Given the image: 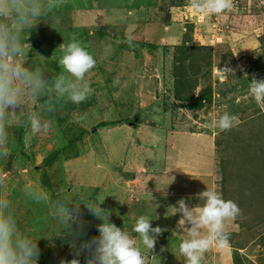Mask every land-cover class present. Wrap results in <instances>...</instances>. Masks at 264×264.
<instances>
[{"label":"rangeland","instance_id":"374dc122","mask_svg":"<svg viewBox=\"0 0 264 264\" xmlns=\"http://www.w3.org/2000/svg\"><path fill=\"white\" fill-rule=\"evenodd\" d=\"M187 3L63 0L55 25L41 21L31 31L29 63L43 56L58 72L56 51L73 35L97 59L88 77L93 95L72 110L61 101L45 117L55 123L52 134L31 137L23 117L11 129L5 195L21 230L40 239L39 264L74 256L50 205L23 199L29 183L48 190L51 199L70 195L72 202L81 193L90 199L102 193L110 222L127 230L147 215L162 229L152 253L140 245L147 264H186L179 243L190 225L180 226L171 207L181 198L202 204L196 197L208 187L236 202L242 214L226 225L230 247L206 253L202 264H264V110L247 93L253 74L264 79V0H234V8L218 16L195 13ZM184 41L195 48L186 64L188 71L198 67L195 98L203 89L212 92V102L204 98L201 108L180 101L174 86V57ZM224 112L240 123L225 132L209 127ZM81 211L82 239L98 236L102 221Z\"/></svg>","mask_w":264,"mask_h":264},{"label":"clouds","instance_id":"9594fccd","mask_svg":"<svg viewBox=\"0 0 264 264\" xmlns=\"http://www.w3.org/2000/svg\"><path fill=\"white\" fill-rule=\"evenodd\" d=\"M62 3L63 0H0V264H39L41 255L40 239L21 230L13 201L5 195L10 147L15 142L13 125L23 117L31 137L48 136L55 131V123L45 117L54 114L61 101L80 105L94 93L88 77L97 66V59L74 35L56 51L61 53L56 61L58 72L50 67L52 60L43 56L36 55L29 63L31 31L41 21L55 25ZM187 6L201 15L218 16L235 5L234 0H188ZM244 78L248 80L247 73ZM118 84L119 79H114L113 85ZM247 93L264 110V79L253 74ZM239 123L238 115L224 112L209 127L225 132ZM22 197L35 205H50L51 214L63 225V235L71 238L69 246L74 258L61 260L60 264H81L82 256L84 264H147L140 245L152 253L162 234V229L153 227L147 215L139 216L130 230L110 222L112 213L101 207L106 199L102 193L91 199L81 193L72 202L70 195L57 194L51 199L48 190L29 183L24 186ZM196 199L203 203L190 204L181 198L171 207L175 215L181 216L180 226L190 225L186 228L188 238L179 243L186 264H202L206 253L229 248L226 225L242 214L236 202L225 200L220 192L208 187ZM81 207L102 221L96 225L98 236L82 239L86 221Z\"/></svg>","mask_w":264,"mask_h":264},{"label":"trees","instance_id":"16d2710c","mask_svg":"<svg viewBox=\"0 0 264 264\" xmlns=\"http://www.w3.org/2000/svg\"><path fill=\"white\" fill-rule=\"evenodd\" d=\"M171 4H173L172 6L175 5H179L181 3V0H170ZM165 9V8H163ZM100 37L105 36V34L103 32H99L98 33ZM185 42V41H184ZM131 48H134L135 50H138V43H133L131 42V44H129V46H131ZM130 48V47H127ZM176 51V55L174 57V60L178 62V67L176 69H174V76H173V80H174V86L177 90L178 93V99L180 101H187V102H193V104H195L196 107L201 108L202 106H204V98L209 101L212 102V92L211 89H203L202 93L195 98L194 96V91L197 88V83H196V72L198 71V67L196 65L192 64V70L188 71V67H187V62L192 61L190 60L193 56H194V50L195 48L190 47L187 42L182 43L180 46H178ZM195 67H197V69H195ZM194 76V77H193ZM198 76V75H197ZM182 94H184L185 96L182 97ZM77 105L72 104V103H66V110H72L76 107ZM65 109V107H64ZM106 126V125H105ZM134 126L137 128L138 124L134 123ZM75 138L80 139L81 136L75 134L73 135ZM75 140V139H74ZM56 158V154L54 155H50L49 157H47L45 159V164L46 165H51L53 160H55ZM44 179L46 178L45 175L43 176Z\"/></svg>","mask_w":264,"mask_h":264}]
</instances>
